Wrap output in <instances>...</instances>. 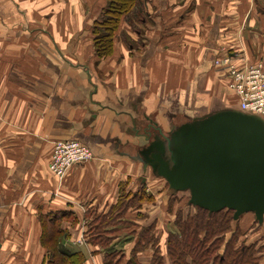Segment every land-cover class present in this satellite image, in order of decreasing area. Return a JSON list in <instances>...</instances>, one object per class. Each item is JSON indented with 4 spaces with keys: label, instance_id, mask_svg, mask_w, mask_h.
Returning a JSON list of instances; mask_svg holds the SVG:
<instances>
[{
    "label": "crops",
    "instance_id": "0c3cea01",
    "mask_svg": "<svg viewBox=\"0 0 264 264\" xmlns=\"http://www.w3.org/2000/svg\"><path fill=\"white\" fill-rule=\"evenodd\" d=\"M90 1L0 0V264H45L41 240L55 222L67 234L59 248L80 251L84 264H103L111 253L112 264H127L134 253L136 263L151 264L154 249L142 243L147 229L162 262L170 264L167 236L175 232L177 210L190 209L168 201L163 181L143 165V129L153 122L167 133L187 119L237 109L213 71L221 47H239L241 28L227 30L223 18L228 26L238 17L242 26L253 22L243 43L264 56L262 1L242 11L241 0H224L228 10L207 0V10L183 12L170 8L172 0H158L146 10L149 23L140 24L139 44L122 43L117 56L97 58L89 26L106 0ZM59 140L77 141L93 154L60 184L47 171ZM138 184L146 185L152 200L106 229L108 248L88 243L89 223L107 215L122 190L137 192ZM238 226L248 229V244L264 237V223L255 231L242 217Z\"/></svg>",
    "mask_w": 264,
    "mask_h": 264
},
{
    "label": "water",
    "instance_id": "95a60500",
    "mask_svg": "<svg viewBox=\"0 0 264 264\" xmlns=\"http://www.w3.org/2000/svg\"><path fill=\"white\" fill-rule=\"evenodd\" d=\"M143 132L146 144L139 158L163 181L166 197L188 192V206L208 214L232 211L234 222L250 213L263 223V118L226 107L187 119L167 133L153 122Z\"/></svg>",
    "mask_w": 264,
    "mask_h": 264
},
{
    "label": "trees",
    "instance_id": "16d2710c",
    "mask_svg": "<svg viewBox=\"0 0 264 264\" xmlns=\"http://www.w3.org/2000/svg\"><path fill=\"white\" fill-rule=\"evenodd\" d=\"M140 1L143 0H106L105 6L100 12L102 15L100 20L93 21L90 26L93 38L92 46L97 58H104L112 53L110 49L112 34L115 32L122 14L127 13L128 19L136 24L146 22L148 11L140 6ZM145 189L144 184H141L138 191L134 193L122 190L116 205L109 209L107 215L98 216L89 223L86 230L87 242L97 243L102 248H108L109 241L105 237L106 229L116 227L118 222L124 220L128 209L152 200V196L146 193ZM173 197L167 196L166 198L171 201L170 199ZM184 207H188L190 210L188 212L181 208L177 210L174 220L175 232L169 233L167 236L165 248H167L170 264H259V261L263 259V246H259L257 241L237 246L238 230H240L238 222L241 217L234 222L232 211L223 210L215 214H208L202 209L188 206L187 203ZM252 221L255 230H259V227H262L264 223L258 225L254 217ZM125 225H127L126 222L123 226ZM150 231L151 229L142 231V243L144 246H151L154 249L151 264H164L157 248V240L153 239ZM57 234L58 224L55 222L51 224L47 238L41 240V244L48 254L45 264H84L85 259L80 251L66 249L63 252L59 248L60 241ZM115 256L116 253L107 254L103 264H112ZM120 263H122L121 259L117 260L115 264ZM127 264H138L135 253ZM261 264H264V259Z\"/></svg>",
    "mask_w": 264,
    "mask_h": 264
},
{
    "label": "built area",
    "instance_id": "2783aa9c",
    "mask_svg": "<svg viewBox=\"0 0 264 264\" xmlns=\"http://www.w3.org/2000/svg\"><path fill=\"white\" fill-rule=\"evenodd\" d=\"M212 64L225 89L234 97L237 109L264 119V62H248L245 52L239 47H221ZM67 158L68 161L76 158L78 162L72 160V163L81 165L89 163L93 154L87 146L74 140L53 143L47 171L58 184L67 175L58 164Z\"/></svg>",
    "mask_w": 264,
    "mask_h": 264
},
{
    "label": "rangeland",
    "instance_id": "374dc122",
    "mask_svg": "<svg viewBox=\"0 0 264 264\" xmlns=\"http://www.w3.org/2000/svg\"><path fill=\"white\" fill-rule=\"evenodd\" d=\"M257 1L258 0H241V2L243 3V5L241 6L242 7L241 10L242 11L249 10L250 9V6H252V4H253L252 7L254 9L256 7V5H257V3H256ZM260 1H262L263 4H264V0H260ZM91 2H93V0L90 1L89 3H91ZM225 2L227 3V1H224V0H218V1H216L217 4L219 3L217 7L220 8V10H222V9L223 10H228V7H226L227 9L224 7ZM77 3H79V2L77 1ZM157 3H158V0H143V1H140V6L143 7L144 9L146 8L147 10H153L154 8H156ZM208 3H210V2H208L207 0H172L170 2V4H171L170 8H178L179 11H183V12L184 11L185 12H192V10H194V9L195 10H200V11L201 10L205 11V9L207 10V8H208L206 6ZM211 3H215V2L212 1ZM261 5L262 4L259 2L258 3V8H260ZM230 6H232V3H229V7ZM210 8H213V6L210 7ZM262 11H264V8L262 9ZM127 15L128 14L125 13V14H122L119 17L118 23L116 25L117 26L116 27V30L112 34V46L110 47V49L112 50V53L109 56H106L104 58L111 57L112 54H114V55L117 56L116 53H118V50L120 48L119 45L122 44V43L125 44V45L127 43L132 44V45L139 44V41H140V38L139 37L144 34V31L142 29L143 27L140 24H136L133 21H130L128 19V16ZM101 16H102L101 13H99V17L97 16L96 20H100V17ZM203 17H204L203 22H207V23H205V25L208 26V24H209L208 22L210 21L211 18L207 14L204 15ZM242 20H243V17H238V20H237L238 23H237V25H233L234 24V21L231 20L230 25H233V26H228L227 25L228 23L227 24H224L225 19L223 18V21H222L223 22V27H226L227 30H229V29H231V30L232 29L233 30H237V29L241 28L240 33L239 34L237 33L236 35L239 36L238 37V41H239L238 46H239V49H242L244 47L243 48V51L245 50L244 52L246 54V60L248 62L253 63V64H255L257 62H262V61L264 62V56L262 57L259 54V52L257 53L256 50L255 51L254 50L253 51L252 50L251 51L250 50L247 51L245 49V44L243 43L244 42L243 40L244 39H247V36L249 37V34L251 32L253 33V22L246 21L244 23V26H242V22H243ZM147 23H149V20L148 19H147ZM90 26H92V24H90ZM263 26H264V24H263ZM142 31H143V33H142ZM240 39H241V41H240ZM248 44H250V42H248ZM223 46H225V45H223ZM93 50H94V48H93ZM213 71H214V74H216L215 73V70H213ZM51 154H52V149H51ZM72 160L75 161V162H78V160L76 158H73V159L70 158L69 161H68V158H67L66 161L61 162V163L58 164V165H61L62 170H65L66 174L71 169H73V168H75L77 166H85L86 165V164H81V165L76 164V165H74L72 163ZM48 163H50L49 160H48ZM135 183H136V181H135ZM134 187H137L138 188L139 187V184H138V186H134ZM145 187H146V185H145ZM146 190H147V187L145 189V192H146ZM157 190H159V189H157ZM157 195L155 194V198L158 197ZM170 200H171V202L177 204L179 207L184 206L188 202V200H189L188 199V192L187 193H185V192L177 193L176 195H174L173 199H170ZM252 216L253 215L250 214V213H247V214H244L243 215V217L248 218L252 222L251 228L253 230H255V227H254L253 221H252L253 220V217ZM241 218H242V216H241ZM84 229H86L85 228V225L83 226V230ZM238 231H239L238 232L239 237L237 239V246L248 244L249 241L244 238V236L248 233V229L245 232H242L240 230H238ZM84 232H85V230H84ZM65 235L67 237V234H64L62 231H59V226H58V234L56 235L57 238H58V240L61 241L65 237ZM85 235L87 236V232H85ZM87 238H88V236H87ZM263 244H264V237L259 242V246H263ZM139 252L141 253V252H144V251L141 248V250ZM262 258L264 259V247H263V257ZM263 259H261L259 261V264L263 263Z\"/></svg>",
    "mask_w": 264,
    "mask_h": 264
},
{
    "label": "flooded vegetation",
    "instance_id": "af4514ba",
    "mask_svg": "<svg viewBox=\"0 0 264 264\" xmlns=\"http://www.w3.org/2000/svg\"><path fill=\"white\" fill-rule=\"evenodd\" d=\"M145 186V185H144ZM263 222H264V220H263Z\"/></svg>",
    "mask_w": 264,
    "mask_h": 264
}]
</instances>
